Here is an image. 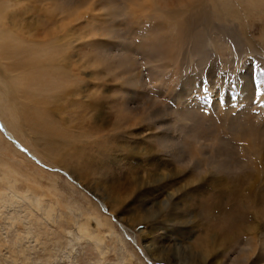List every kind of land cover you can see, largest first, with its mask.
I'll list each match as a JSON object with an SVG mask.
<instances>
[{"label":"rangeland","instance_id":"1","mask_svg":"<svg viewBox=\"0 0 264 264\" xmlns=\"http://www.w3.org/2000/svg\"><path fill=\"white\" fill-rule=\"evenodd\" d=\"M263 1L253 10L232 0V31L198 26L210 35L200 48L191 36L200 29L189 28L162 60L153 52L158 15L143 10L148 0H44L46 33L63 40L56 61L78 60V77L107 102L96 117L85 109L86 84L58 105L15 93L20 140L42 165L0 131V264H264V95L254 99L253 86V71L264 67ZM130 110L135 128L112 131L114 116ZM48 114L51 137L35 127ZM167 136L178 152L168 165ZM255 158L260 171H227L218 161ZM236 209L241 228L257 226L254 235L223 231Z\"/></svg>","mask_w":264,"mask_h":264},{"label":"bare ground","instance_id":"2","mask_svg":"<svg viewBox=\"0 0 264 264\" xmlns=\"http://www.w3.org/2000/svg\"><path fill=\"white\" fill-rule=\"evenodd\" d=\"M30 1L31 0H0V54L3 56V59L0 60V131L8 141L14 144L17 149L25 153L36 163L42 165L41 159L38 158L35 154L30 153V151L25 148V146H23V139L20 140V135L23 131L17 128L19 126L21 127V125L19 124V122L21 121V113L19 112V110L23 104L20 100V96L18 97L17 95H15V93L21 94L22 91H24L23 93H26V96L33 95V97L35 98L44 97L48 100V103L58 105L67 100L69 97H73L74 94H77L80 91L79 87H82L83 84H86L87 89L85 91L90 92L91 95L89 102L86 104L87 107H84H86L85 109H89V111L96 112V117H98V115L102 112L101 110L104 105H106L107 99H104V101L96 99L94 92L90 91H94L92 89L93 86H91V81H81V79L78 77L77 73H79L80 71H84L81 69L78 60L74 61L72 59L74 62L72 61L73 63L71 62L69 66L60 60L56 61L57 57H54L55 54L60 51V47L64 49V47L61 45L63 40H61L59 33H55L53 35H48L46 33L47 21H52V18H50V14L46 12L44 0H40L39 6L33 5L32 1L29 4L28 2ZM236 1L240 4H243L245 2L246 5L250 6V8L254 10L252 6H254L253 4L255 0ZM231 2L232 0H148V3L145 4V9L143 10L152 11L155 15H158L157 23L154 28L157 29V32H159V34L155 35L156 38L155 40H153V52L159 57L162 56V60H170V56L176 51L175 46L183 45L185 39L187 40L186 33L189 28L190 30L200 29L199 32L193 31L196 34H190L195 40H198L199 45H197V47L200 48L202 44L204 45L205 41L199 42V40H204L205 35L207 34V31L205 29H201L202 27L206 28V26L209 27L210 25L219 27L224 26L229 27V30L232 31L231 27L229 26V24L232 23L229 22V17L234 16V12L232 10L233 4ZM140 9L142 10V8ZM32 10L34 11L33 15H31ZM21 15H23L24 18L21 19V23L18 25L17 23H15L16 18ZM31 18H33L34 23H31ZM204 24H206V26ZM198 26L202 27L200 28ZM212 28H210L209 31H211ZM241 47L246 46L241 45ZM202 49L204 48L202 47ZM202 49L200 50V54H206V52H204ZM56 56H58V54ZM105 62H107V59ZM214 69L215 68L213 67H209V73L212 74ZM47 75L53 77L49 81H45ZM109 75L110 73H108L107 76H104L108 77ZM9 81L12 84V87L10 88H8L6 84ZM103 83V85L106 84V82ZM119 101L120 103L118 104H125L124 107L127 108L125 97H121V100ZM72 104L73 102L71 103V108L73 107ZM41 105L42 104L34 108L36 113L40 111ZM140 110L141 109H137L138 112H140ZM135 111L136 110L127 111L129 115H125L122 113L116 114V116H114L115 121L112 123V131L116 130L120 131L117 132L118 134L122 133L128 135L127 131L133 129V127L135 126L134 124H136L133 117H131L133 114L135 115ZM30 116L33 119L32 121L35 123V117L33 115ZM158 118L159 116H156L153 111L148 117L149 121L153 123ZM136 119L138 123L139 118L137 117ZM39 120L40 125H36V129L51 137L49 131L57 129L49 128L51 126H49L46 122L52 120V116L48 114L45 120L44 118H39ZM83 123L85 122L82 121L81 124ZM61 132L63 133V131ZM156 136L157 135H155V138ZM100 137L106 138V136L103 135H100ZM166 138L170 143H172V146L166 143L165 147L161 145V148L164 147L165 154L168 155V162L166 163L168 165L169 163L171 164L175 161L174 158L178 156V152L177 148L173 146L174 141L171 139V137L167 136ZM116 141V138L113 140L111 139L110 143L114 144L116 143ZM218 152L222 154L223 150L220 149ZM218 161L223 167H225L224 169H226L227 171L229 169L233 170V167L237 166H239V168H251L253 166L257 171L262 170L258 158L251 159L249 164H247L246 160H244L243 162L238 163L236 166L232 163L231 165H225V162L219 159ZM188 163L190 164V162ZM188 163L185 164L187 165ZM64 173L68 176L69 179L72 180V177L70 175H68L66 172ZM260 174L261 172L258 173L256 180L259 179ZM101 205L107 209V207L102 203ZM237 211L238 209H236L235 215L231 216L230 219H228L229 222H227L228 224L223 229V231L225 233H228L229 238H232L235 233L237 234V231L245 230L248 233L250 232L251 235H254V233L257 231V226L249 225L244 229L241 228L238 218L242 217L243 214L240 215L238 213L237 215ZM225 224L226 223H224V225ZM119 226L121 230L124 231L123 233L125 234V236L129 240H131V242L138 248V250H140L137 241L132 236H130V234H128L129 230L120 223ZM143 255L145 254L143 253ZM252 263L255 264L254 262Z\"/></svg>","mask_w":264,"mask_h":264},{"label":"snow or ice","instance_id":"3","mask_svg":"<svg viewBox=\"0 0 264 264\" xmlns=\"http://www.w3.org/2000/svg\"><path fill=\"white\" fill-rule=\"evenodd\" d=\"M254 99L257 96L264 95V67L257 73L253 71Z\"/></svg>","mask_w":264,"mask_h":264}]
</instances>
